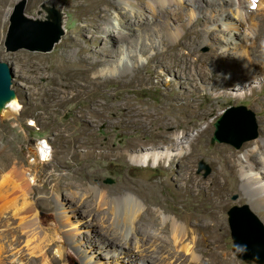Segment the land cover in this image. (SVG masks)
I'll list each match as a JSON object with an SVG mask.
<instances>
[{"label": "rangeland", "instance_id": "1", "mask_svg": "<svg viewBox=\"0 0 264 264\" xmlns=\"http://www.w3.org/2000/svg\"><path fill=\"white\" fill-rule=\"evenodd\" d=\"M20 1L0 0V61L12 69V92L23 107L19 114L9 115L0 104V244L4 248L1 264H42L38 255H32L26 245L33 228H37L38 235L52 236L58 228L62 235L72 233L76 237V242L65 247L63 260L56 264H88L76 246L82 245L94 256L105 252V249H98L97 246L95 251L90 246L93 241L98 243L89 235L92 229L83 225L90 216L78 220V229L62 224L61 214L66 206L72 204L74 197L86 194L85 200L94 205L96 200L91 195L93 185L117 191L131 179L158 182L167 174L176 179L175 175L184 172L189 165H193L197 176L211 183L218 164L215 155L211 157L209 152L222 145L233 153L241 154L248 143L264 136V100L261 106L260 100L256 99L264 96V89L256 96L236 97L234 86L237 81L227 83L225 79L230 72L227 66L226 69L222 66L226 59L223 48L229 46L224 39L229 38L231 33L234 38L242 33L241 46L250 51V54L246 50L247 53L233 57L240 69L234 74L235 79L241 73H250V67L257 63V55L264 53V0H252L256 5H251L252 8L255 7V12L259 14L249 19L243 7L240 13H235L239 9L237 2L216 6L202 2L200 6L192 7L185 0H162L167 14L157 22L156 8L143 4L139 13L143 12L151 23L146 25L145 31H142L140 22L132 28H125L134 34L123 46L117 33L112 34V40L104 31L100 34V42L91 39L95 23L81 20L80 0H52L63 5L65 14V34L60 42L50 52L28 49L8 52L4 40L10 18ZM47 1L50 0H26L25 13L35 19L47 20L48 14L41 7ZM118 2L119 8L111 14L116 28L124 12L140 11L134 7L136 0H130V5L123 0ZM244 2L250 4L248 0ZM81 24L87 28L79 36L77 26ZM139 34H143V38L145 35L151 37L146 43L149 49L136 57L130 55L128 60L147 66L135 77L132 76V80L127 77L104 81L105 74L101 70L117 66L125 46L134 44L133 53L136 54L135 40H139ZM79 37L80 46H73L74 39L77 41ZM177 37L186 41L180 53L189 54L191 59L187 67L172 63L171 48L168 46L170 38ZM154 40L158 43L161 40L162 55L159 60H150L158 50L152 48ZM189 50H192L191 55ZM94 59L110 62L91 65V69L83 63ZM120 68L122 64L116 68L117 72ZM258 77L263 80L264 72H260ZM189 93L192 95L189 96ZM181 104H185L183 110ZM238 106L252 111L257 137L244 142L240 148L228 142L213 141L215 123L230 108ZM230 119L228 115L226 124ZM207 123L210 126L206 128ZM180 132L191 136L195 133L193 144L201 146L195 160L187 153L174 158L170 170L165 171L162 167L137 165L129 159L123 161L120 158L125 155L127 147L133 152L141 146L166 145L171 136ZM44 141L52 148V155L46 160L40 154V144L46 145ZM14 182L15 185L21 182L23 187L29 188L30 203L27 208L30 211L26 214L23 211L14 213L15 203L19 206L23 202V192L21 188L14 189ZM240 191L243 192V189L240 188ZM158 195L171 207L182 209L183 202L177 201L178 196L171 185H163ZM224 204L225 209L219 212L224 225L217 231L211 232L200 225L190 227L191 236L197 241L198 254L203 256L206 264H211L213 259L215 264H264L236 254L229 211L248 205L263 226L264 214L252 208L250 201L242 199L237 192L229 195ZM194 207L190 206L188 210L200 211ZM206 207L210 208L212 204L207 203ZM21 215H26L25 220H20ZM29 222H35V226L24 230L23 224ZM50 252V257L59 258L55 249ZM101 257L102 262L107 260L103 254ZM188 263L186 261L185 264ZM107 264L132 263L114 257Z\"/></svg>", "mask_w": 264, "mask_h": 264}, {"label": "bare ground", "instance_id": "2", "mask_svg": "<svg viewBox=\"0 0 264 264\" xmlns=\"http://www.w3.org/2000/svg\"><path fill=\"white\" fill-rule=\"evenodd\" d=\"M248 1L250 4L247 5L244 0H185L192 7L200 6L202 2L213 6L220 3L225 5L228 3L236 4L235 2H237L239 9L235 13H240L241 7H243L245 16L249 19L259 13L255 12V7L253 9L251 6H256L254 1ZM123 2L131 4L130 0H123ZM136 2L137 4L134 7H138L140 11L136 13L134 10L124 12L121 15L119 26L116 28L112 23L111 14L119 8L120 3L118 0H80L79 11L82 13L80 15L81 20L83 22L92 21L95 23L91 39L100 42V34L104 31L111 36L112 40V34L117 33L123 46L124 42L134 34L127 32L125 28H128V26L132 28L134 24L140 22L143 25L142 31H145L146 25L151 23V20L147 16L145 17L143 12L139 13L142 11L143 4L156 8L155 10H157L158 15L155 21L157 22L161 21L164 15L167 14L165 9L166 4L162 0H136ZM238 16L237 19L239 20L240 14ZM86 28L87 26L84 24L77 26V34L82 36ZM142 36L143 34H139V40H135V46L137 47L136 54L133 53L134 44L131 43L130 45V43H127L128 46H125L126 49L122 50L123 56L119 58L117 66H114L112 69L109 67L106 71L105 69L101 70V73L105 74V76L101 74L104 76V81H111L114 78L122 80L127 77L132 80L133 77L147 66L144 63H130L128 60L130 55L131 57H134V55L136 57L138 53L149 49L147 44L151 40V37H146L145 35L143 38ZM242 38V33L238 38H234V34L231 33L229 38L224 39L229 48H223L226 59L225 64L222 66H225L224 69L227 66L230 72L229 77L225 81L227 83L237 81V85L234 86L235 96L247 98L248 96H256V94L264 89V79L262 80L261 77H258L260 72H264V53L257 55V63L255 66L250 67V73L247 75L241 73L240 77L235 79L234 74L236 71H240V69L234 63L235 59L233 60V57L236 58L243 55L244 52L247 53V51L250 54V51L247 50L248 48L241 46L240 39L242 40ZM234 39L236 40L234 41ZM165 40L168 39L166 38ZM170 41L171 44L168 47L171 48L172 63L187 67V63L191 58L188 56L189 54L180 53V50L186 45V41L180 37L170 38ZM80 43L81 39L79 37L77 41L74 39L73 46H80ZM154 43L155 46H152V48L158 50L154 56L150 57V60H159L158 57L162 55L161 40H159V43L154 40ZM230 44L234 46H230ZM193 48L190 47V49ZM189 51L191 55L192 50ZM101 60L94 59L83 63H86L84 65L91 69V65L110 62L106 61V59ZM121 64L122 69L120 68V71L117 72L116 68ZM257 83L260 84L259 87L255 86ZM247 90L250 93H247ZM188 95L191 96L192 93ZM217 97L219 98L220 96ZM256 99L260 100L259 103L262 106L264 96H259ZM0 104H3V111L9 115H17L21 112V108H23L13 92L9 97L0 99ZM184 105L181 104L182 110L184 109ZM209 124L207 123L205 127H209ZM194 135L195 133H192L191 136L190 134L180 132L177 135L171 136V141L166 145L141 146L133 152L127 147L125 148L127 150L125 155L120 158L123 161L130 160L131 163L137 165H153L154 167H162L165 171H168V169L170 170V163L174 158L185 156L187 153L193 160L198 157L201 146L197 143L193 144ZM44 143L46 142L44 141ZM40 151V154L44 157L43 160L52 155V148L48 143L46 145L40 144ZM209 155L211 157L215 155V162L218 164L211 183L197 176L193 172V165H189L184 172L180 171L179 174L175 175L176 179H173L170 174L165 175L158 182H144L131 179L125 187L119 188L117 191L102 189L98 185H93L91 187V195L96 200L94 205L89 204L90 202L88 203L85 200L87 199L86 194L80 193L74 197L72 204L66 206L61 214L63 216V220H61L62 224L64 226L73 225L72 228H76L79 225L78 220L90 216L91 218L87 219L83 225L92 229L89 235L98 243L93 241V243L89 244L95 251L97 246H99L98 249H105V252H100L94 256L86 248H82V245H75L80 254L87 260V263L107 264L115 257V259H124L132 264L134 262H138L139 264H185L186 261H189L188 264H206L207 262H205L203 256L198 254L197 241H194V238L191 236L192 231L190 227L192 225H200L203 229L205 228L211 232L217 231L219 227L221 228L224 225V221L219 212L225 209L226 205L224 202L234 192H237L242 199H248L252 208H256L264 214V136L257 141L248 143L241 154L237 152L233 153L228 147L220 145L209 152ZM33 178L35 179V177ZM165 184L175 188V193L178 196L177 201L183 202L182 209L176 206L171 207L165 199L158 195L159 189ZM13 185L14 189L21 188L23 192L21 195L23 196V202L19 206L15 203L14 213L20 214L23 211L22 213L26 214L30 211L27 208L30 203L28 201L29 188L23 187L21 182H18L17 185L14 182ZM240 188L243 189V192L240 191ZM207 203H211L212 207L207 208ZM190 206H195L200 211H189L188 207ZM25 216H22L20 220H25ZM33 226H35V222H29L23 224V229H32ZM36 229L33 228L31 233L28 234L26 245L32 255H38V259L41 260L42 264H56L59 260L62 261L66 255H64L65 247L77 241L74 234L67 233L66 235H62L58 228L54 230L52 236L38 235L39 231L37 232ZM190 237L191 239H189ZM198 241L202 240L199 239ZM88 242H90V239ZM51 249L56 250L58 259L50 257ZM3 251V245L0 244V264L2 262ZM101 254L107 258L105 262H102ZM93 259L94 261H92ZM215 263L216 260L213 259L211 264Z\"/></svg>", "mask_w": 264, "mask_h": 264}, {"label": "water", "instance_id": "3", "mask_svg": "<svg viewBox=\"0 0 264 264\" xmlns=\"http://www.w3.org/2000/svg\"><path fill=\"white\" fill-rule=\"evenodd\" d=\"M26 0L20 1L10 18L4 46L8 52L20 49L50 52L65 34L63 5L55 1L42 3L47 20L35 19L25 13ZM12 69L0 61V99L12 93ZM231 117L226 124L227 116ZM213 141L228 142L235 147L257 137L256 123L251 110L244 106L230 108L225 116L215 123ZM202 166L207 167L203 162ZM230 227L235 252L243 259L264 262V226L248 205L234 207L229 211Z\"/></svg>", "mask_w": 264, "mask_h": 264}]
</instances>
